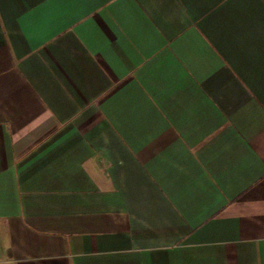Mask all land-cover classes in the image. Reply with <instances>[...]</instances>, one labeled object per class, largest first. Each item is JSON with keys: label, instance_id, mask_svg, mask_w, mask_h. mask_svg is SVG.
<instances>
[{"label": "crops", "instance_id": "1", "mask_svg": "<svg viewBox=\"0 0 264 264\" xmlns=\"http://www.w3.org/2000/svg\"><path fill=\"white\" fill-rule=\"evenodd\" d=\"M0 264H264V0H0Z\"/></svg>", "mask_w": 264, "mask_h": 264}]
</instances>
